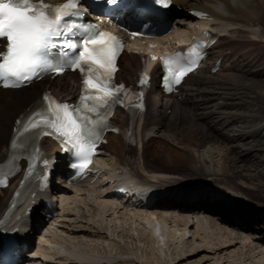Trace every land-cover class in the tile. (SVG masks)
<instances>
[{"label":"bare ground","instance_id":"bare-ground-1","mask_svg":"<svg viewBox=\"0 0 264 264\" xmlns=\"http://www.w3.org/2000/svg\"><path fill=\"white\" fill-rule=\"evenodd\" d=\"M175 3L184 9H203L215 17L205 22L219 33L209 56H220L222 66L211 77L189 74L180 88V98L175 97L169 106L162 103L161 91L153 83L147 93L151 113L140 124L136 146L126 144L122 134H110L106 159L110 165L137 177L159 172L164 174L165 184L194 181V184L204 183L206 187L228 194L209 193L206 202H200L199 210L204 215L194 214L197 209L194 205L185 213L175 210L156 216L135 214L126 209L115 211L111 206L109 212L94 215L98 209L95 201L103 192L79 184L64 196L71 210L57 227L48 229L60 239L41 236L46 264H116L119 262L116 257L101 251L99 246L108 243L111 235L123 238V231L117 232L120 227L124 229L123 225L128 224L129 228L125 227L133 229L132 225L141 222L146 224L144 236L149 242L160 241L162 225L195 226L190 231L203 240L210 237L220 260L225 248L233 243L248 245L255 240L264 248V78H261L264 77V0H176ZM178 21L179 35L194 32L195 23L186 22L183 17ZM139 67L136 56L123 55L118 78L130 80ZM153 68L157 70L156 65ZM221 70L240 79L252 80V76H256L257 89L263 91L253 96H248L247 90L235 92L237 86L216 79V75L223 73ZM246 83L240 89H248ZM45 84L65 99L73 96L77 86L74 76L68 74L25 89H0V162L8 153L14 119L38 98ZM116 119L124 130L128 123L125 115L119 113ZM43 144L49 154L57 151L52 143L44 141ZM17 182L0 190V216L9 206ZM109 205L105 204V208L109 209ZM251 207L262 213L242 217L244 213L253 214ZM103 223L106 224L102 228ZM124 237L129 236L124 234ZM69 248H75V254H69Z\"/></svg>","mask_w":264,"mask_h":264},{"label":"snow or ice","instance_id":"snow-or-ice-1","mask_svg":"<svg viewBox=\"0 0 264 264\" xmlns=\"http://www.w3.org/2000/svg\"><path fill=\"white\" fill-rule=\"evenodd\" d=\"M79 2L68 0L63 5H51L47 0H0V38L7 40L6 51L0 49V79L7 81L11 77L16 81H27L41 70L63 72V66H53L47 59L48 52L57 47L72 53L70 67L81 72L80 105L56 104L54 108L49 105L54 119L46 121L54 129L57 139L78 159L79 163L73 164L78 172L92 162L96 144L103 130L109 127L108 117L113 105L123 103L120 93L127 95L128 92L123 84L113 83L116 56L122 49V42L112 33L89 26L83 29L78 41H57L56 38L71 31L64 23L65 19L81 14ZM108 2L116 3V0ZM163 2L166 6V0ZM198 47L200 45L189 50L187 67L180 63V53L173 58H163L165 68L172 72V79L177 84L198 64L201 58ZM172 65H177L175 71ZM140 83L144 84L145 80L141 78ZM5 86L9 85L6 83ZM138 96L142 99L143 93ZM51 99L48 95L44 97L46 101ZM32 127H39V124H32ZM16 146L17 142L13 140L12 147Z\"/></svg>","mask_w":264,"mask_h":264},{"label":"rangeland","instance_id":"rangeland-1","mask_svg":"<svg viewBox=\"0 0 264 264\" xmlns=\"http://www.w3.org/2000/svg\"><path fill=\"white\" fill-rule=\"evenodd\" d=\"M222 77H226L228 81L237 85V87L245 86L242 85L243 83H240V77L235 74H222V76L219 78ZM261 78L263 79L264 77ZM256 80H259L256 76H252V80L246 79L244 82H247L246 85L249 86V88L238 90H247V92L249 93L248 96H253L257 91L262 92L263 90H261L260 88V90L257 89ZM263 80L259 81V83H262ZM249 89H251V91ZM238 90L235 89V92H237ZM237 94L241 95L239 93ZM253 207H251L253 214L262 213V211H259ZM246 208L250 207L247 206ZM253 214L244 213L241 214V216H256L255 214ZM144 223L145 222H141V225L136 224V226L132 225L133 229H127L129 228V226H127L128 224L123 225L124 229L122 230V228L120 227L119 231H117H123V238L119 239L116 235H113V238L110 237V240L108 242L109 244L105 243L104 245L102 244V246H99L100 250L104 252L107 251V253L112 254V257H116V259L119 261L116 264H263L264 262V248H260L255 240L253 243L250 242L251 244L248 243V245L247 243H241L242 241H240L241 244L239 245H237L238 243H233L230 247H227V249L225 248L226 251H224V257L222 256L223 258L221 259V261V256L218 257L217 255H215V247L210 242V237L208 238V240H203V238L199 234L191 232L192 230L190 228L192 227L184 228L183 226H180L174 228V226L172 225H162L160 226V241L152 240L149 242L148 237L144 236L147 233L145 232L146 224ZM105 224L106 223L100 225H102L103 228ZM194 228L196 227L194 226L192 229ZM216 232L218 233L217 230L215 231V233ZM46 234L48 235L47 238H58V240L60 239L59 237H57L59 235L54 232H47ZM124 234H127L129 237H124ZM216 237L217 235L214 236V238ZM148 243L152 244L147 246ZM52 246L56 245L52 244ZM187 256H189L190 258L188 257L184 259V257ZM216 260H220L221 262L215 263Z\"/></svg>","mask_w":264,"mask_h":264}]
</instances>
